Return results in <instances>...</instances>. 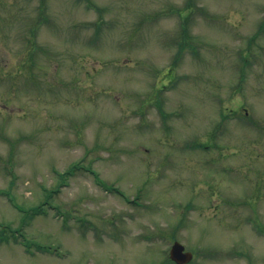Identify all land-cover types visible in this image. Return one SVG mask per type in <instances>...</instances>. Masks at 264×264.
Returning <instances> with one entry per match:
<instances>
[{
	"label": "rangeland",
	"instance_id": "1",
	"mask_svg": "<svg viewBox=\"0 0 264 264\" xmlns=\"http://www.w3.org/2000/svg\"><path fill=\"white\" fill-rule=\"evenodd\" d=\"M7 237L0 264H264V0H0Z\"/></svg>",
	"mask_w": 264,
	"mask_h": 264
},
{
	"label": "water",
	"instance_id": "2",
	"mask_svg": "<svg viewBox=\"0 0 264 264\" xmlns=\"http://www.w3.org/2000/svg\"><path fill=\"white\" fill-rule=\"evenodd\" d=\"M185 247L179 241H176L171 248V257L177 262L184 263L192 258L190 251H184Z\"/></svg>",
	"mask_w": 264,
	"mask_h": 264
},
{
	"label": "trees",
	"instance_id": "3",
	"mask_svg": "<svg viewBox=\"0 0 264 264\" xmlns=\"http://www.w3.org/2000/svg\"><path fill=\"white\" fill-rule=\"evenodd\" d=\"M46 203H47V201H44L43 203H42V206H38V207H36L35 208V212L37 213V212H41V211H43V209H44V206L46 205ZM49 203V202H48ZM35 213V214H36ZM34 214V213H33Z\"/></svg>",
	"mask_w": 264,
	"mask_h": 264
}]
</instances>
